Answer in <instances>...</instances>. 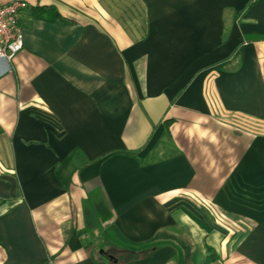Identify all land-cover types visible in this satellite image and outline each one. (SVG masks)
<instances>
[{"label":"crops","instance_id":"obj_1","mask_svg":"<svg viewBox=\"0 0 264 264\" xmlns=\"http://www.w3.org/2000/svg\"><path fill=\"white\" fill-rule=\"evenodd\" d=\"M26 1L0 264H264V0Z\"/></svg>","mask_w":264,"mask_h":264},{"label":"built area","instance_id":"obj_2","mask_svg":"<svg viewBox=\"0 0 264 264\" xmlns=\"http://www.w3.org/2000/svg\"><path fill=\"white\" fill-rule=\"evenodd\" d=\"M26 0L3 4L0 0V58L11 61L24 48L20 16L28 8Z\"/></svg>","mask_w":264,"mask_h":264},{"label":"rangeland","instance_id":"obj_3","mask_svg":"<svg viewBox=\"0 0 264 264\" xmlns=\"http://www.w3.org/2000/svg\"><path fill=\"white\" fill-rule=\"evenodd\" d=\"M107 2L108 5L118 13L123 23L131 28V30L136 31L135 25L138 17L136 18L135 14H133L136 9L134 10L130 8V6H134L136 3L130 0H108Z\"/></svg>","mask_w":264,"mask_h":264},{"label":"trees","instance_id":"obj_4","mask_svg":"<svg viewBox=\"0 0 264 264\" xmlns=\"http://www.w3.org/2000/svg\"><path fill=\"white\" fill-rule=\"evenodd\" d=\"M53 9L51 8H44V9H39L37 11V15L39 18H48L50 15H56V13ZM61 23L66 24L68 23L67 21H61Z\"/></svg>","mask_w":264,"mask_h":264}]
</instances>
